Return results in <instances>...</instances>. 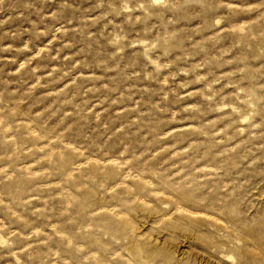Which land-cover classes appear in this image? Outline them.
<instances>
[{"label": "rangeland", "instance_id": "obj_1", "mask_svg": "<svg viewBox=\"0 0 264 264\" xmlns=\"http://www.w3.org/2000/svg\"><path fill=\"white\" fill-rule=\"evenodd\" d=\"M0 264H264V0H0Z\"/></svg>", "mask_w": 264, "mask_h": 264}]
</instances>
